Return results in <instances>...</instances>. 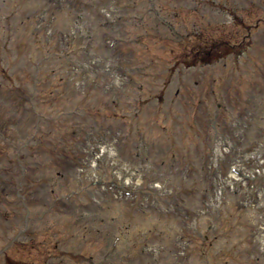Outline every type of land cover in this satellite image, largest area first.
Here are the masks:
<instances>
[{
  "label": "rangeland",
  "instance_id": "obj_1",
  "mask_svg": "<svg viewBox=\"0 0 264 264\" xmlns=\"http://www.w3.org/2000/svg\"><path fill=\"white\" fill-rule=\"evenodd\" d=\"M70 2L0 0V264H264V0Z\"/></svg>",
  "mask_w": 264,
  "mask_h": 264
},
{
  "label": "trees",
  "instance_id": "obj_2",
  "mask_svg": "<svg viewBox=\"0 0 264 264\" xmlns=\"http://www.w3.org/2000/svg\"><path fill=\"white\" fill-rule=\"evenodd\" d=\"M83 1L84 0H71V2L69 3V4H71L72 3V8H76L75 9V11H76V15H75V17H76V20H75V22H74V24H78V23H81L82 21H85V15H83L82 14V11H85V10H87V8H85L84 7V4H83ZM65 3V2H64ZM153 6V5H152ZM105 7V6H104ZM104 7L103 8H100V12H101V14H102V16L103 17H105V15L102 13V10L104 9ZM150 8H153V7H150ZM54 13H51V15H53ZM122 19V17H120V19L119 20H121ZM118 20V21H119ZM51 25V24H50ZM103 25H106V23L104 22L103 23ZM116 25V24H115ZM76 37V39L75 40H77V39H79L80 41H81V39L80 38H82L81 36H79V35H77V36H75ZM73 41V43L72 44H74V42H77V41ZM72 44H69V46H68V48H69V51H71L70 50V47L71 48H73V45ZM199 45H200V43H199ZM215 44L212 42V43H207V44H205V45H202V43H201V45L200 46H194L195 47V50H194V56L195 57H197L198 59H200L201 57L199 56V54H200V52H202L203 50H205L206 51V55L205 56H211L212 55V53L214 52V51H216V53H219V51H218V49H216V48H214L213 46H214ZM230 45H232V43L230 44ZM231 48H234V46L232 45V47ZM85 50H86V52H88V50L89 49H86L85 48ZM93 51H95L96 49L94 48V49H92ZM199 50H200V52H199ZM106 52H108V49L105 51H103V54H105ZM199 52V54H197ZM215 53V54H216ZM64 55H67V53H65ZM70 55V54H69ZM69 55L67 56V58L69 57ZM68 60H69V62H71L72 61V63H76L77 61H74V60H70L69 58H68ZM201 60V59H200ZM207 59H205L204 58V61H206ZM85 63V62H84ZM60 69H64L66 72L65 73H70V72H72V73H74L75 74V71L72 69V66H69V67H60ZM73 74V75H74ZM69 78H71V75H67V77H64V75H63V73H61V70H60V82L63 84L64 82H66V83H68V79ZM61 94H63L62 92L60 93V95Z\"/></svg>",
  "mask_w": 264,
  "mask_h": 264
}]
</instances>
